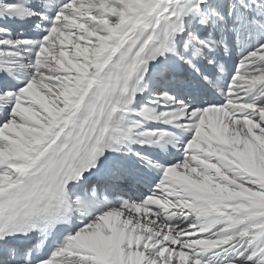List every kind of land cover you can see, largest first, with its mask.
<instances>
[{
    "label": "snow or ice",
    "instance_id": "snow-or-ice-1",
    "mask_svg": "<svg viewBox=\"0 0 264 264\" xmlns=\"http://www.w3.org/2000/svg\"><path fill=\"white\" fill-rule=\"evenodd\" d=\"M0 264H264V0H0Z\"/></svg>",
    "mask_w": 264,
    "mask_h": 264
}]
</instances>
